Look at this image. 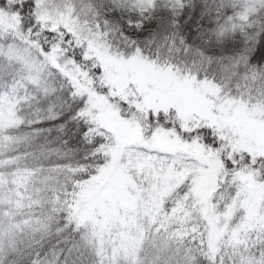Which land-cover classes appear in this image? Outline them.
<instances>
[{
	"label": "snow or ice",
	"instance_id": "1",
	"mask_svg": "<svg viewBox=\"0 0 264 264\" xmlns=\"http://www.w3.org/2000/svg\"><path fill=\"white\" fill-rule=\"evenodd\" d=\"M0 264H264V0H0Z\"/></svg>",
	"mask_w": 264,
	"mask_h": 264
}]
</instances>
